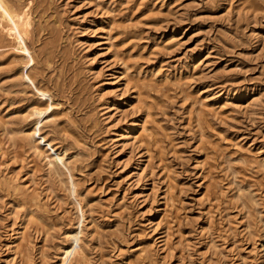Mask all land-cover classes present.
Returning a JSON list of instances; mask_svg holds the SVG:
<instances>
[{"label":"rangeland","instance_id":"1","mask_svg":"<svg viewBox=\"0 0 264 264\" xmlns=\"http://www.w3.org/2000/svg\"><path fill=\"white\" fill-rule=\"evenodd\" d=\"M63 255L264 264V0H0V264Z\"/></svg>","mask_w":264,"mask_h":264},{"label":"bare ground","instance_id":"2","mask_svg":"<svg viewBox=\"0 0 264 264\" xmlns=\"http://www.w3.org/2000/svg\"><path fill=\"white\" fill-rule=\"evenodd\" d=\"M200 64V63H199ZM64 155V154H63ZM63 157V156H62ZM77 240V239H76ZM66 256V255H65ZM69 256V255H68ZM63 259H62V264H68V261H70V260H68L67 258V256L66 257H64V255H63V257H62ZM70 263V262H69ZM61 264V263H60Z\"/></svg>","mask_w":264,"mask_h":264}]
</instances>
